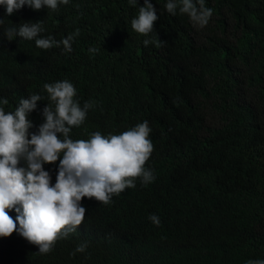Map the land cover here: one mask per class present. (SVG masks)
Returning a JSON list of instances; mask_svg holds the SVG:
<instances>
[{
    "label": "trees",
    "instance_id": "trees-1",
    "mask_svg": "<svg viewBox=\"0 0 264 264\" xmlns=\"http://www.w3.org/2000/svg\"><path fill=\"white\" fill-rule=\"evenodd\" d=\"M150 2L158 19L147 36L131 28L144 0H69L55 11L25 4L12 15L0 5V107L14 112L22 99L41 96L29 113L30 138L50 103L44 84L67 80L81 107L94 104L70 138L120 134L147 121L153 152L145 167L155 176L148 185L137 179L107 205L84 197L83 223L47 254L18 231L0 237V264L264 259V0H205L213 15L203 28L179 9L168 13V0ZM37 22V38L73 35L71 52L6 36ZM43 168L54 186L59 160ZM7 211L16 220L15 209Z\"/></svg>",
    "mask_w": 264,
    "mask_h": 264
},
{
    "label": "clouds",
    "instance_id": "clouds-1",
    "mask_svg": "<svg viewBox=\"0 0 264 264\" xmlns=\"http://www.w3.org/2000/svg\"><path fill=\"white\" fill-rule=\"evenodd\" d=\"M68 3L69 0H0L8 15L25 4L37 11L45 6L55 11L60 4ZM136 3L137 0H129V4ZM177 9L199 28L205 27L213 15V10L205 7V0H168L167 12L176 15ZM157 19L153 4L144 0L138 16L131 21V28L147 36ZM42 31L39 22L24 23L18 31L8 29L6 36L9 41L14 35L29 41L35 39L36 46L45 50L62 44L66 52H71L73 35L57 42L51 37L37 38ZM78 34L79 30L75 35ZM151 42L144 40L145 46ZM44 88L50 103L43 109L44 123L30 138L33 123L29 113L37 109L41 96L32 94L22 99L14 112L6 113L0 107V237L18 231L41 254L50 252L57 240L67 237L83 223L86 209L81 201L84 197L107 205L114 195L134 188L137 179L144 185L155 179L153 171L145 167L153 152L147 121L120 134L105 136L97 131L87 140L74 141L70 132L85 122L93 102H85L81 107L75 99L76 88L67 80L44 84ZM7 103L3 100V104ZM21 160L26 167L19 166ZM58 160L59 170L53 186L43 165ZM10 209L18 213L16 220L8 214ZM149 220L156 226L160 224L155 214ZM85 248L86 245H79L76 252L83 253ZM248 264H264V259L250 260Z\"/></svg>",
    "mask_w": 264,
    "mask_h": 264
}]
</instances>
